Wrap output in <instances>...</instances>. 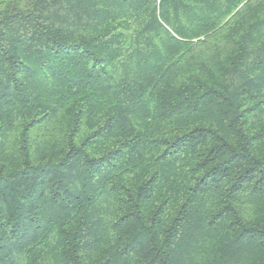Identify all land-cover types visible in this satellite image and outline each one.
<instances>
[{
    "label": "trees",
    "instance_id": "trees-1",
    "mask_svg": "<svg viewBox=\"0 0 264 264\" xmlns=\"http://www.w3.org/2000/svg\"><path fill=\"white\" fill-rule=\"evenodd\" d=\"M0 264H264V0H0Z\"/></svg>",
    "mask_w": 264,
    "mask_h": 264
}]
</instances>
